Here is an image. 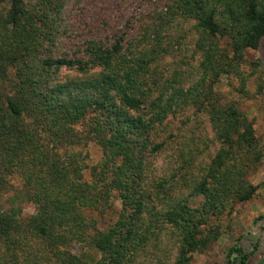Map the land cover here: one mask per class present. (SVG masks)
Listing matches in <instances>:
<instances>
[{
    "label": "trees",
    "instance_id": "obj_1",
    "mask_svg": "<svg viewBox=\"0 0 264 264\" xmlns=\"http://www.w3.org/2000/svg\"><path fill=\"white\" fill-rule=\"evenodd\" d=\"M116 4L0 0V264H196L258 193L219 84L249 96L264 0Z\"/></svg>",
    "mask_w": 264,
    "mask_h": 264
},
{
    "label": "rangeland",
    "instance_id": "obj_2",
    "mask_svg": "<svg viewBox=\"0 0 264 264\" xmlns=\"http://www.w3.org/2000/svg\"><path fill=\"white\" fill-rule=\"evenodd\" d=\"M116 1L95 0L99 7L107 9L108 6L112 10L116 8ZM245 57L251 65L250 71L256 70L255 76L247 86L249 96L233 90L226 77L222 78L219 89L254 121L256 134L264 145V42L259 49L246 51ZM94 150L97 157L98 153L96 149ZM250 180L259 187L256 197L249 203L239 205L233 215L224 220L222 237L208 252L196 255V264H223L227 251L234 244L239 242L248 248L257 240L261 244L257 261L264 264V160L259 169L251 175ZM33 211L30 205L24 206V216L32 214Z\"/></svg>",
    "mask_w": 264,
    "mask_h": 264
}]
</instances>
